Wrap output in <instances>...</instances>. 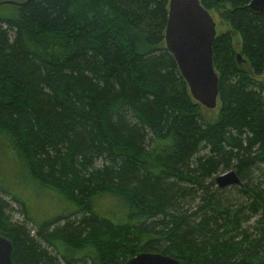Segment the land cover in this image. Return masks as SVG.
Returning a JSON list of instances; mask_svg holds the SVG:
<instances>
[{"label":"trees","instance_id":"16d2710c","mask_svg":"<svg viewBox=\"0 0 264 264\" xmlns=\"http://www.w3.org/2000/svg\"><path fill=\"white\" fill-rule=\"evenodd\" d=\"M249 1L200 0L229 26L212 43L214 119L165 46L168 0L0 5V234L16 264H123L140 251L264 264V11ZM229 169L245 203L214 182ZM28 187L69 207L35 221Z\"/></svg>","mask_w":264,"mask_h":264},{"label":"water","instance_id":"95a60500","mask_svg":"<svg viewBox=\"0 0 264 264\" xmlns=\"http://www.w3.org/2000/svg\"><path fill=\"white\" fill-rule=\"evenodd\" d=\"M30 0H0L2 4L22 6ZM246 7L264 11V0H250ZM216 36L215 21L200 0H168L164 42L187 83L194 100L207 109L218 102V75L212 58V43ZM237 60L240 54L236 53ZM217 187L242 185L234 169L214 177ZM10 239L0 234V264H16L12 259ZM123 264H181L180 260L160 252L140 251L127 258Z\"/></svg>","mask_w":264,"mask_h":264},{"label":"rangeland","instance_id":"374dc122","mask_svg":"<svg viewBox=\"0 0 264 264\" xmlns=\"http://www.w3.org/2000/svg\"><path fill=\"white\" fill-rule=\"evenodd\" d=\"M210 13L215 21L216 33H219L220 31H223L229 28L228 24L222 21L216 12L210 11ZM233 40H234L235 48L238 50L240 47L239 35L234 34ZM257 78L264 79V72L261 75L257 76ZM218 109H219V102H217L216 107L212 109H207L204 106H202V113L204 114L206 118L214 119L216 118L218 114ZM3 168L5 172H7V167H3ZM22 176L23 175L19 171L18 167L13 168L10 178H9V182H12V181L16 182L18 181V178H21ZM257 178L258 177L255 178L254 182L258 181ZM26 190L29 191L28 193L29 196L26 192L24 193V195L26 196L29 215L35 221H39V219H49L50 217L57 215L58 213H60L61 211L69 207L68 204L64 202L63 200L57 199L50 195H44L43 192H40L36 188H32L31 190V187H28ZM222 192H223L222 195L227 197L228 201L231 203L233 202L234 203L236 202L245 203L246 202V200L244 199L245 197L241 193H239L235 187H232V186L225 187ZM7 199L9 200L8 196H7ZM10 204L12 206L11 215L13 219L18 220V221H24V222L26 221V224L31 229H33L34 225L28 222L24 216L23 207L20 204H17L16 202H12V201H10ZM110 207L112 208L114 207V204H112L111 202H110ZM250 218H257V214L251 215ZM251 230L252 229L250 228L249 231Z\"/></svg>","mask_w":264,"mask_h":264}]
</instances>
